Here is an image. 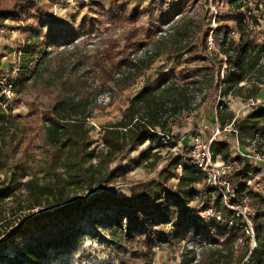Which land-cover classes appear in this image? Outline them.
Returning a JSON list of instances; mask_svg holds the SVG:
<instances>
[{"label":"rangeland","instance_id":"obj_1","mask_svg":"<svg viewBox=\"0 0 264 264\" xmlns=\"http://www.w3.org/2000/svg\"><path fill=\"white\" fill-rule=\"evenodd\" d=\"M177 3L175 0H0V10H16L14 16L3 19L0 24V76L4 81L15 78L20 49L32 39L31 36L57 41V45L47 48L46 59L42 62L46 66L41 75L19 86L18 92L14 90L5 105L11 114L21 117L19 127L25 129L18 132L23 141L14 158L26 161L29 175L19 182L34 175L38 188L50 179L45 169L50 154L41 140L42 116L58 94L71 86L77 89V95L83 98L89 113L84 128L91 142L90 149L96 153L102 150L105 154L108 151L102 140L105 128L122 117L130 99L146 81L159 79L169 72L176 82L188 84L195 98L192 103L194 113L167 111L163 116L164 131L168 136L165 144L145 142L133 151L125 146L115 155L98 154L85 162L87 175L104 177L101 184L125 204L132 198L131 186L155 178L167 164L169 155L174 154L168 141H175L181 151L190 153L195 135L205 143L215 136L229 143L232 156H240L243 162L251 164L253 171L246 184L264 197V156L258 153L263 156L262 160L255 159L253 144L240 147L231 135L232 126L228 130H218L215 108L220 102V94L208 85L210 78H215L216 69L212 59L203 57L206 51L202 42L210 27L215 29L224 25L231 28L228 36L237 41L234 20L241 13L245 16L244 31L251 41L259 46L264 44V0H187ZM176 27L180 31L174 37L162 38L174 33ZM174 44L182 47L173 49ZM42 50L43 45L36 51L37 58L41 54L44 56ZM153 51L160 55L139 76L132 72V67L119 65L122 59L137 62L149 53L154 54ZM261 64L263 68L264 55ZM220 70L223 73L224 66ZM247 88L248 85L241 95L230 94L234 98L227 101V111H233L237 116L248 110V103L242 98ZM254 102L264 105V85L259 87ZM150 147L149 157L143 159L142 152ZM215 161L220 170H228L220 156H216ZM11 162L0 171V186L12 171ZM235 164L242 166L238 162ZM57 170L67 178L66 171ZM180 170L179 167L178 173ZM92 184L94 188L97 183L93 181ZM222 185H225L224 181ZM201 186L202 183H198L195 188L201 190ZM232 187L231 182L229 189ZM37 188L21 185L11 196L0 201V242L11 225L15 226L27 215L46 210L55 203L59 193L42 196ZM91 190L80 181L60 193L61 198L77 200ZM224 191L228 190L225 188ZM255 202L246 199L244 204L235 207L248 224L250 248L256 238L246 216L255 210ZM201 205L198 198L190 204L193 210H198L199 216L216 214L213 210L202 212L199 210ZM75 224L82 233L70 245L61 248L60 254L49 251L42 264H144L146 258H151V264H180L183 255L190 258L192 254L195 260L190 264H196L201 256L202 246L191 238L181 244H155L149 251L148 243L143 239L127 241L119 231L113 235L101 207L90 209ZM241 245L238 240L236 246L242 248ZM136 252H139L138 257H135ZM0 253L13 254L11 249L0 250Z\"/></svg>","mask_w":264,"mask_h":264},{"label":"trees","instance_id":"obj_2","mask_svg":"<svg viewBox=\"0 0 264 264\" xmlns=\"http://www.w3.org/2000/svg\"><path fill=\"white\" fill-rule=\"evenodd\" d=\"M175 1L179 4L187 0ZM241 2L237 6L240 7ZM15 13L13 8L1 9L0 24L3 19L14 16ZM234 21L238 33L237 41L228 36L231 28L226 25L215 29L210 27L203 35V49L206 51L203 57L212 59L216 69V76L210 78L208 85L220 94V102L215 108L219 130H224L226 125L231 124V135L240 147L245 148L253 144L254 152L264 156V105L251 103L259 87L264 85V67L262 68L261 64L264 44H255L246 34L245 16L239 13ZM210 30L216 50L207 49ZM179 31L176 27L174 33L162 38L174 37ZM31 38L20 49L15 78L4 81L0 76V86L11 83L13 91L18 92L19 86H24L27 81H34L41 75V70L46 66L42 62L46 59L47 48L57 45V41H44L39 36ZM42 45L44 56L41 54L42 56L37 58L36 51ZM172 46L177 50L182 47L178 44ZM153 53L139 58L137 62H126L122 59L119 65L132 67V72L139 76L154 58L160 55L158 51ZM210 54H213L211 58ZM222 66L223 73L220 70ZM246 85L247 92L242 98L249 103L248 110L235 116V112L227 111V101L234 98L230 94L241 95ZM2 87L0 171L6 168L9 161H12L13 168L6 182L0 186V201L11 196L21 185L28 189L37 188L34 175H30L23 183L19 182L29 175L26 161L14 158L16 149L23 141L18 132L25 129L19 127L21 117L14 116L11 110L3 107L5 97L1 92ZM190 91L188 84L176 82L174 75L169 72L159 79L146 81L130 99L122 117L105 128L102 134L103 143L108 149L105 154L102 150L96 153L94 149H90L91 142L88 140L87 129L84 128L85 118L89 113L85 110L83 98L77 95V89L71 86L64 93L58 94L42 116L41 140L50 154L45 167L50 179L38 186L37 191L42 196L59 194L55 203L50 204L48 209L31 213L17 225L10 226L0 242V250L11 249L13 254L10 256L0 253V264H42L49 251L54 250V253L60 254L61 248L70 245L82 233L75 224L76 220L97 207L105 211L111 234L116 235V231H119L127 241L143 239L148 243L149 251L155 244H181L191 238L202 246L201 256L196 264H264V197L246 184L253 167L250 163L243 162L240 156H232L226 140H219L215 136L212 138L210 150L213 157L220 156L224 163L236 161L235 163L243 164L240 167L234 163L228 173L217 178L215 184L207 182L206 173L196 165L193 156L181 150L169 155L167 164L158 171L155 178L131 186L132 198L125 204L101 184L104 177L86 173L85 162L98 154H104L105 157L115 155L125 146L133 151L145 142L151 145L165 144V138L168 136L164 131L163 116L167 111L191 112L195 98ZM168 144L172 146L176 142L168 141ZM150 150L151 147L142 152L143 159L149 157ZM179 167L181 170L178 173ZM57 169L66 171L67 178ZM80 181L92 189L87 196L77 200L61 198L60 192L64 188ZM93 181L97 183L94 188ZM223 181L226 186L222 185ZM231 182L233 187L229 189ZM198 183H202L201 190L195 188ZM225 188L228 190L226 193ZM196 198L201 199L199 210H213L216 214L199 216L198 210H193L190 206ZM246 199L256 201L255 204L252 203L255 210L246 216L251 222L256 238V243L251 248L247 235L248 224L235 208L244 204ZM238 240L242 242V248L236 246ZM138 256L139 252H136L135 257ZM193 260L194 254L190 258L183 255L180 264H190ZM144 264H151V258H146Z\"/></svg>","mask_w":264,"mask_h":264},{"label":"built area","instance_id":"obj_3","mask_svg":"<svg viewBox=\"0 0 264 264\" xmlns=\"http://www.w3.org/2000/svg\"><path fill=\"white\" fill-rule=\"evenodd\" d=\"M207 48L208 49L215 48L213 43H212L211 36H209ZM1 92H2V95L5 97V102L3 103V107L5 108L6 103L13 96L12 84L11 83H5L2 87ZM251 103L254 104L255 102L252 101ZM248 105H249V103L247 104V106ZM190 113L192 114L194 112L191 111ZM230 126H231V124L226 125L224 130H228V127H230ZM232 130H233V128H231V131ZM213 137L214 136H212L208 140V142L205 143V142H203V140L198 135H195L192 139V142H191L190 155L193 156V161L196 163V165L202 171H204L206 173L207 182L215 184L217 178H219L221 175H223L225 173H228L229 170L231 169L232 165H234L233 163H235V162H230V163H226V164L223 162L224 166H226L228 170L222 171L219 169V166H217V162L215 161V157H213L212 152L210 150V143H211V140ZM236 142H237V140H236ZM172 149L175 151L180 150V148H178V146H177V143L172 145ZM253 156L257 160H262V157H263V156H260L258 153H255V152H253ZM224 184L226 185V182H224Z\"/></svg>","mask_w":264,"mask_h":264}]
</instances>
